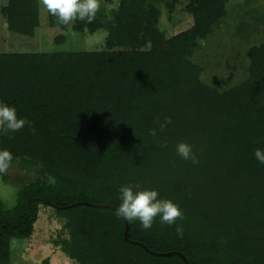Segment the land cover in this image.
Wrapping results in <instances>:
<instances>
[{
	"label": "trees",
	"instance_id": "obj_1",
	"mask_svg": "<svg viewBox=\"0 0 264 264\" xmlns=\"http://www.w3.org/2000/svg\"><path fill=\"white\" fill-rule=\"evenodd\" d=\"M154 2L168 6L119 0L112 20L97 12L92 23L71 25L103 28L100 49L0 53V101L34 128L0 134V149L53 178L22 185L11 208L0 206V264L8 236L31 234L40 203L66 215L67 236L53 243L73 264H184L160 254L167 251L192 264H264V165L254 156L264 150V41L246 51L245 77L219 91L199 79L188 54L223 0H187L192 25L169 37L156 27ZM37 9V0H7L1 12L8 29L31 34ZM180 142L198 164L178 155ZM129 184L172 200L183 220L161 225L158 216L147 230L127 220L125 238L112 206Z\"/></svg>",
	"mask_w": 264,
	"mask_h": 264
},
{
	"label": "rangeland",
	"instance_id": "obj_2",
	"mask_svg": "<svg viewBox=\"0 0 264 264\" xmlns=\"http://www.w3.org/2000/svg\"><path fill=\"white\" fill-rule=\"evenodd\" d=\"M0 0V53L18 52H73L103 48V28L92 32L77 31L72 24L65 26L56 17L49 20L47 10L37 0V25L32 33L17 32L7 28ZM112 0H101L99 12L105 14L103 5ZM187 0H168V6L154 2L159 11L156 27L165 37L173 36L191 27L193 18L185 9ZM223 13L211 24L203 38H196L189 49L188 59L200 66L199 79L221 91L241 81L247 71L246 51L264 41V0H223ZM5 179L0 177V206L11 208L16 192L24 184L39 180L53 183L40 163L23 165L13 157ZM67 217L52 206L38 204L32 232L26 237H7L4 255L6 264H73L74 259L53 243L65 238ZM4 244V243H3Z\"/></svg>",
	"mask_w": 264,
	"mask_h": 264
},
{
	"label": "clouds",
	"instance_id": "obj_3",
	"mask_svg": "<svg viewBox=\"0 0 264 264\" xmlns=\"http://www.w3.org/2000/svg\"><path fill=\"white\" fill-rule=\"evenodd\" d=\"M39 3L47 12L57 18L61 25H71L76 21L92 23L97 12L101 9V0H39ZM106 20H112L113 11L119 10V0H112L111 3L103 5ZM171 118L166 117L160 123V131H163ZM25 126L33 128L32 123L25 118L17 116L14 106L0 101V134L19 132ZM34 131V128H33ZM149 135L155 137L157 130L149 129ZM259 142V141H258ZM167 147L165 143L162 145ZM178 155L193 164H198L199 160L192 151L189 144L180 142L176 146ZM255 158L260 164L264 165V150L257 148L254 151ZM13 161V155L8 149H0V175L6 174ZM156 190L143 189L139 184L122 185L119 188L120 204L116 210V215L126 218L129 222L139 221L142 229H150L156 219L160 217L161 225L172 226L177 220H183V212L180 207L170 199L158 198ZM177 235H183V228L176 226Z\"/></svg>",
	"mask_w": 264,
	"mask_h": 264
},
{
	"label": "water",
	"instance_id": "obj_4",
	"mask_svg": "<svg viewBox=\"0 0 264 264\" xmlns=\"http://www.w3.org/2000/svg\"><path fill=\"white\" fill-rule=\"evenodd\" d=\"M74 204H75V203H73L72 205H74ZM86 204H89V205H91V206L104 205V204H95V203H88V202H87ZM112 208H114L115 210H117L118 207H116V206H112ZM122 218H123V221H124L123 236L126 238V236H127V219L124 218V217H122ZM143 248H144L145 250L149 251L146 247L143 246ZM173 252H174L176 255H178V256L180 257V259L182 260V262H183L184 264H192V263H189V262L187 261V259L185 258L184 254L181 253L180 251H167V252H160V254H162V255H169V254H171V253H173Z\"/></svg>",
	"mask_w": 264,
	"mask_h": 264
}]
</instances>
